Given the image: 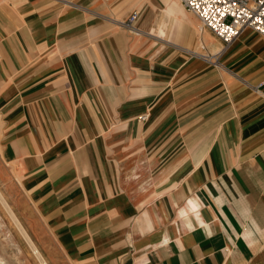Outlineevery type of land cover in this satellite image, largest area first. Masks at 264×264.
Listing matches in <instances>:
<instances>
[{"label":"crops","instance_id":"obj_1","mask_svg":"<svg viewBox=\"0 0 264 264\" xmlns=\"http://www.w3.org/2000/svg\"><path fill=\"white\" fill-rule=\"evenodd\" d=\"M172 2L0 0V193L48 264H264V38L213 66Z\"/></svg>","mask_w":264,"mask_h":264},{"label":"built area","instance_id":"obj_2","mask_svg":"<svg viewBox=\"0 0 264 264\" xmlns=\"http://www.w3.org/2000/svg\"><path fill=\"white\" fill-rule=\"evenodd\" d=\"M199 22L198 33L209 31L222 45L218 53L210 54L200 42V52L193 56L215 66L217 57L230 47L245 29L264 38V0H176ZM138 11L132 10L118 21L120 27L133 35H140L136 27ZM142 120L145 119L143 116Z\"/></svg>","mask_w":264,"mask_h":264},{"label":"rangeland","instance_id":"obj_3","mask_svg":"<svg viewBox=\"0 0 264 264\" xmlns=\"http://www.w3.org/2000/svg\"><path fill=\"white\" fill-rule=\"evenodd\" d=\"M172 1L177 2L176 0ZM198 25L199 22L197 21L196 31ZM203 45L204 48H206L205 43ZM197 47L198 48L190 51L192 55L195 52H200V42L197 43ZM18 235L19 234L9 217H0V264L1 261L4 264H38L31 256L27 245Z\"/></svg>","mask_w":264,"mask_h":264},{"label":"bare ground","instance_id":"obj_4","mask_svg":"<svg viewBox=\"0 0 264 264\" xmlns=\"http://www.w3.org/2000/svg\"><path fill=\"white\" fill-rule=\"evenodd\" d=\"M173 2L175 3V1H173ZM0 206L2 207V209L9 216V219L11 220V222L13 223V225L16 228V231L19 234L18 236H20L22 238L23 242L27 245V247L29 248V251H30L31 256L35 259V261L38 264H48V262L46 261V259L43 257L41 251H39L38 247L36 246V244L32 240V237H30V235L28 234V232L23 228V226L19 222L18 218L15 216V214L12 211V209L8 206V204L6 203V201L3 198V195L1 193H0ZM1 264H4V263L1 261Z\"/></svg>","mask_w":264,"mask_h":264}]
</instances>
